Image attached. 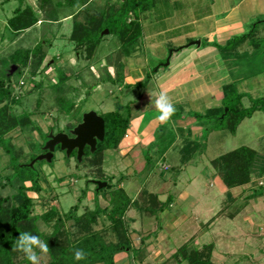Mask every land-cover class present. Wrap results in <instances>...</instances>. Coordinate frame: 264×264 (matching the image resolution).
I'll list each match as a JSON object with an SVG mask.
<instances>
[{"label": "rangeland", "instance_id": "374dc122", "mask_svg": "<svg viewBox=\"0 0 264 264\" xmlns=\"http://www.w3.org/2000/svg\"><path fill=\"white\" fill-rule=\"evenodd\" d=\"M28 1L32 8L38 11L36 0ZM88 1L89 6H86V12L80 11L73 16L71 21L61 25V28H64L63 31H59L56 25L45 23L43 26L35 27L36 25H34L29 30H25L11 38L8 30H5L6 19L12 16L14 9L18 6V0H0L1 73L5 74L8 72L10 65L9 55L14 49H31L42 40L50 42L43 50L45 57L42 62L37 63L38 57H32L27 67L18 75L9 76L10 88L16 103L9 105L8 114L16 119L17 125L4 135V138L15 149V156H17L20 163H26L32 155L38 154L37 156H39L44 154L40 151V149L44 150V141L38 129L46 134L52 133L55 135L60 132L67 134L65 130H72L71 127L80 123L82 115L86 112L94 111L97 115H102L109 111L118 110L124 115L125 105L131 100L134 101V97L137 96V90L135 91L134 88L141 89L142 86L130 84L126 86L131 87L128 92L123 88V92L118 94L119 88L123 85V67L127 66V60L131 58L133 53L138 52L139 60L134 63L139 65L138 70L141 69L142 72L145 70L148 74L153 72L156 67L167 68L164 65H168L166 62L173 46L165 44L168 35L157 37L159 35L158 32L163 30L161 28H164L165 25L180 24L185 18L184 21L187 19L199 20L213 12V6L218 1L221 3L222 9L228 10L231 5H235L240 0H157L154 8H150L140 14L139 21L144 24V28H142V35L136 46L129 51L128 56L121 52L116 37L107 33L102 35L101 43L90 60L85 57L84 52H77L73 48L72 43H70L68 37L72 29V22L76 20L79 23H86L91 15L105 13L109 7L116 10L121 1ZM51 2L46 10V12L48 11L47 16L50 15L49 11H53L51 16L57 19L66 16L68 13H75L79 9L76 5L59 8L55 5L57 0H51ZM40 16L43 17L44 15L38 13V17ZM130 17L133 19L132 16ZM205 23L203 27L206 30H212L213 23L210 24L209 21ZM185 30L180 29L179 31L175 30V32H185ZM252 30V36L245 40L242 46H240L241 42L227 49L219 48L221 51L226 50V52L234 50L237 54L244 52L249 54L250 51H255V57L252 59H249L248 56L238 55L236 59L239 67L235 71L237 74L245 75L251 70H254V72L255 70H264V63H262L264 59V56H262V49H264V15L253 16L252 20L245 26L242 34L250 33ZM147 34L156 35L154 36L156 37L154 38L155 44L151 48L143 46L144 42L148 41V38L146 39ZM158 40L163 42L161 43ZM199 40H201L202 46L207 43L213 46L216 42H223L225 39L215 35H209L208 39H202L196 35L188 43ZM224 44L218 45L224 46ZM253 45L257 47L254 48ZM60 56H62L61 59L58 58ZM261 56L262 58H260ZM226 60L229 61L228 58ZM230 60L234 63L235 58ZM251 63L254 64L253 67ZM221 71L222 80H227V67L223 66ZM235 72L232 70V73ZM237 80L239 83L238 81L233 82L236 90L247 86V90L244 91L248 93L241 100L243 107H250L253 99L264 98V74L263 77L256 79L259 82V86L256 88L252 86V80L242 82V79ZM60 98L64 100L63 103H59L58 100ZM67 103L73 106L69 115H65L62 112V107H65ZM142 105H144V102L139 106L141 107ZM145 107L142 106L138 112L143 111ZM75 109H80V114L72 118L71 115L75 112ZM176 112L178 111L176 110ZM213 123V121L207 123L203 129L211 128ZM163 125L160 126L156 133L158 135L163 134L171 141L173 137L175 139V130H168L167 133L169 134L165 133L164 135L167 126ZM205 134V139L197 141L200 143L198 148L191 150L193 154L190 156H193V158L190 159L189 164L193 163L195 166L193 165V168L187 166L185 170L181 166L183 160L181 162L179 155V149H184L186 147L185 144L188 143H186L185 138H179L168 149L167 164L165 160H161V154H157L155 151L153 153L150 152L151 160L149 159L150 163L146 164L144 158L140 160L133 158L130 162L129 158L125 159L121 155L118 148L107 150L97 157H92V154L85 157L82 156L81 160L78 161L74 156L67 157L65 152L57 147L50 162L45 161L41 166H37L41 191L38 193H27L33 203L31 214L39 216L50 209H55L57 217L62 220V229L74 232L76 226L72 220L65 219V216L74 205L78 207L75 213L78 216L86 208L90 210L94 208L96 185L92 181H99L102 177H105L107 181L116 186L122 181L125 184L123 191L130 200H132L138 188L142 189L141 196L136 197L142 199L141 202L136 199V204L131 205L132 212L136 216V222L133 226H135L137 232L140 231V233L144 234L143 237L146 242L151 243L155 236L153 233L157 234L160 230H157L156 224L161 225L166 218H164L165 209L158 205L156 201L150 200L147 204L150 196L149 192L162 194L165 191H169L173 195L180 190H186L201 198L200 189L207 187V192L216 193L217 195L219 193L217 191L218 180L213 174L214 170L215 175H217L212 161L242 146L255 150L260 163L258 165H264V112L258 111L253 113L251 118L244 119L237 127L235 135H231L225 129L213 131L209 136V132ZM42 144L43 146H41ZM144 153L147 154L149 151L145 150ZM169 165L172 166L171 169H169ZM260 174L261 176L257 177V179L254 178V182L250 180L251 183L247 188L239 187L235 191L222 193L220 196V199H222L221 206L219 205L220 199L219 197L216 198L217 196L213 197L214 199L202 200L203 202H200L199 206H194L193 208L186 205L178 206L180 213H183L188 220L172 234L171 239L176 243L175 246L172 247L168 243V238L164 235L160 238L161 243L159 246L162 251V260L175 258L177 250L182 246L181 244L191 237L186 241L190 248L201 249L204 245L212 246L211 259L214 264H250L251 260H255L257 264H264V255H261L258 249L260 247L262 250L264 239L261 242L258 239L247 237L248 229H246L245 221L241 219V216L238 215L235 219L230 217L233 214L235 215L239 209L243 211L247 209V212H250V205H246L240 199L246 193L248 197H251V193L255 196L254 198L261 197L260 195H262L264 189L258 183L264 180V169L261 170ZM20 184L18 179L13 176L9 156L0 147V196L7 199L5 202L6 206H14L18 203L16 195ZM24 185L28 186L29 182H25ZM129 186L130 189H128ZM228 196L232 197V201L229 202ZM79 197L81 198L80 202L78 201ZM99 201V204L97 202L99 207H109V195L107 193L100 195ZM144 210L147 211V214L143 213ZM158 211L162 213V222ZM216 215L218 216L214 221ZM261 216V221H263L264 212ZM156 217H159L158 223ZM55 219L57 218L54 217L48 224L39 219L36 223L39 231L46 235L50 234L53 230ZM127 224L132 226L129 221ZM103 225H108V221L101 217L98 219L95 229H101ZM256 229L257 227L254 230ZM131 233L133 231L128 233L131 242L139 246L143 237H140L139 234H137V237L135 235L131 236ZM195 233H198V238H196V235L192 236ZM167 246L170 248L168 252L166 251ZM157 248L159 247L155 249ZM37 254L40 256V264L49 262L47 254ZM22 259V255L16 257L14 260L15 264H25Z\"/></svg>", "mask_w": 264, "mask_h": 264}, {"label": "trees", "instance_id": "16d2710c", "mask_svg": "<svg viewBox=\"0 0 264 264\" xmlns=\"http://www.w3.org/2000/svg\"><path fill=\"white\" fill-rule=\"evenodd\" d=\"M120 1L121 3L116 10L109 7L105 13L91 15L86 23H79L76 20L72 22V29L68 38L73 48L79 53L84 52L88 60L92 58L101 43V33L103 30H107L109 35L116 37L121 52L128 56L129 51L136 46L142 35L141 23L139 21L140 14L150 8H154L157 2V0ZM36 2L38 3V11L34 10L26 0H18V6L14 9L12 16L6 19L5 30H8L11 38L36 25L39 21L38 13H43L42 15H44L45 20H57V18L51 16L53 11H49L50 15L47 16L48 11L46 12V10L52 3L51 0H36ZM88 3V0H57L55 5L59 8L74 5L79 7L73 13V18L80 11L86 12L85 5ZM252 32L253 30L250 33L234 36L224 46L216 43L213 46L218 49H227L236 43L247 40L252 36ZM49 43L47 40H42L31 49H14L9 55L10 65L8 72L5 74L0 72V147L9 156L13 176L21 183L17 189L16 198L18 203L16 205L6 206L5 202L7 199L0 196V264H15V258L21 255L23 256L22 262L30 264L22 253L13 250L16 239L22 232H31L48 243L49 252L46 254L49 256V262L47 264H115L114 257L121 252L127 253L136 264H141L147 254L144 238L141 239L137 248L133 247L128 235V224L124 221L125 213L132 202L122 188L111 184L105 177L99 180L106 183L105 187L97 189V186H95V206L92 210L86 208L78 216L75 214L78 207L74 205L70 212L66 214L65 219L72 220L76 226L74 232L62 229V220L57 217L55 209H50L39 216L31 214L33 203L27 193H38L41 191L37 166H41L45 161H35L30 167L31 161L35 160L38 155L36 154L30 156V159L26 163H20L17 156H15V149L4 138V135L17 125L16 119L8 114L9 105L16 103V99L12 95L10 88L9 76L18 75L27 67L32 57L37 56V63L42 62L45 57L43 50ZM1 60L0 63L2 62ZM157 68L159 67H156L155 70ZM155 70L146 74L143 81L138 83L137 86L145 87L150 81L151 74L155 73ZM234 87L233 83L223 87V97L220 107L210 108L203 114L193 113L192 116L197 121L212 120L214 122L211 128L202 130L201 139H205L204 133L207 134L208 132L220 129L228 130L231 135H235L237 127L244 119L250 118L257 111L264 112V98L253 99L250 107H243L241 100L245 95ZM58 101L59 103H63L64 100L60 98ZM133 106L134 102H128L124 108V115L118 110L100 115L104 121L103 139L97 141L95 149L92 152L88 146H85L83 150L84 157L91 154L92 157H97L107 150L118 148L119 143L129 128ZM72 108L73 106L67 103L65 107H62L63 114L69 115ZM79 110L75 109L71 117L75 118L80 114ZM178 115L179 113L175 112L172 118ZM74 127L71 128L73 129ZM70 130L65 131L68 134ZM38 132L45 145L48 140V134L42 133L39 129ZM199 145L200 143L198 142H188L185 147L187 153H185L191 154V150L197 149ZM57 147L59 148V145L55 149ZM40 151L41 153L46 152V150L42 151L41 149ZM72 156L76 157V150L71 152L69 157ZM149 159L151 160L149 153L145 154L144 160L146 164L150 163ZM258 160V156L254 150L242 146L217 157L212 161V164L222 184L226 188H232L250 182L252 177L261 176L260 173L264 167L258 165L260 164ZM100 174L102 175V173ZM25 182H29V185L25 186ZM105 193L109 195V207L101 208L96 200L98 195ZM80 200L81 198L79 197L78 201L80 202ZM161 206L165 209L167 204L162 203ZM54 217L57 219H55V223L53 224L52 232L48 235L40 232L36 224L37 221L40 219L45 224H48ZM101 217H104L108 221V225H103L101 229H95L98 219ZM153 235H156V233L154 232ZM77 249H82L87 253L86 259L81 261L75 260L74 252ZM211 250L212 246L210 245H204L201 249H194L190 248L187 243L177 250L174 260H176L177 264H214L211 259ZM37 253H40L38 249Z\"/></svg>", "mask_w": 264, "mask_h": 264}, {"label": "crops", "instance_id": "0c3cea01", "mask_svg": "<svg viewBox=\"0 0 264 264\" xmlns=\"http://www.w3.org/2000/svg\"><path fill=\"white\" fill-rule=\"evenodd\" d=\"M26 2L29 3L28 0H26ZM88 4L85 5V7L88 6ZM220 4L221 3L219 1L218 3H215L213 6V12H210V14L203 16L199 20L187 19L186 22L184 21L186 19L185 18L182 23L175 25L173 24L174 28H172L173 26L165 25L164 28H161L163 30L158 32L159 35H157V37L168 35L165 44L172 45L173 49L169 54L168 65H164L167 68H157L155 70V73L151 74L150 81L145 87H142L141 89L134 88L135 91L137 90V96L134 97V101H129L134 102V106L132 108V117L129 128L126 131V135L121 140L118 149H120V153L125 159H130V162L131 159L133 160V158H136L138 160L144 158V152L145 150H147L149 151V156L150 152L153 153L154 151L155 153L157 152V154H161V160H165V163L167 164V153L169 151L168 149L172 147L179 138H185L186 143L189 141L197 142L199 139H201V132L203 128L207 123L212 122V120L197 121L192 115L193 113L203 114L210 108L220 107L223 97L222 89L225 85L230 84L231 82H237V79H242L241 82L252 80V86L255 88L259 86V82L256 79L263 77L264 70H255V72L254 70H251L248 71V73H246L245 75L241 73L237 74V72H235L239 67L236 59L238 58V55L240 54V56H248L249 59H252L255 57V51L252 50L249 54H246V52L237 54L234 52V50H228L227 52L226 50L221 51L220 49L212 46L209 43L202 46L201 40H199V46L190 45L191 42L188 43L196 35L201 37L202 39H208L209 35H215L217 37H224L225 40L223 42H216L217 44H224L231 36L242 34L245 26L248 25L253 16L264 15V0H240L235 5H231L228 10L222 9ZM72 15L73 13H68L66 16H63L60 19L54 21L45 20L44 17L40 16L39 21L36 23L35 27L43 26L45 23H48L50 25H56L59 31H63L64 28H61V25L71 21ZM207 21H209L210 24L213 23V26L211 28L212 30H206L205 27H203V25H205V22ZM143 25L144 24L141 23V28H144ZM169 29L172 31H170ZM180 29L186 30L185 32H175V30L179 31ZM147 35L148 36L146 37V39L148 38V41H145V44L143 46L145 48H151L155 44L154 38L156 37L154 36L156 35ZM67 41L69 42L68 39ZM159 42L162 43L163 41L161 40ZM244 43L245 41L242 42L240 46H242ZM253 47L255 48L257 46L253 45ZM137 53L138 52L133 53L131 58L127 60V66L123 67V85H121V87L119 88L118 94L123 92V88L126 92H128L131 87L126 86H129L130 84L135 85L141 83L147 74L145 70H143V72L141 69V71L138 70L139 65L134 64L135 62H138L136 60H139V56ZM262 56H264V49H262ZM262 56L260 58H262ZM61 57L62 56L58 58L61 59ZM226 58H228L229 61H227ZM233 58H235L234 63H232L230 60ZM262 63H264V59ZM251 64L253 67L254 64ZM223 66L227 67L228 70L227 80H222L223 76L221 75V70ZM232 70H234L235 73H232ZM238 90L244 95L248 93L245 92L247 90V86L240 87ZM161 91H165L168 93L169 97L175 105L176 110L179 113L178 116H176L175 118H171V120L165 124L167 126V129L166 131H164V135L168 130H175L176 138L174 139L173 137L172 141L171 139L166 138V136H163V134L158 135L156 133L157 129L161 125H164L157 119L158 113L154 110V106H152L151 102L155 101L157 95ZM143 99H145V101H143ZM143 102L144 105L142 106L146 107L144 110L142 109L143 111L138 112L142 107H140L139 105H141V103ZM211 132L213 133V131ZM211 132H209L208 136L211 134ZM169 140L170 142L168 143ZM181 149L182 148L179 149L181 162L183 160L181 166H183L184 170L187 168V166L189 168H193V165L195 166V164H189L191 161L190 159L193 158V156L190 155L193 153H189L188 155L186 154L187 150H185V148L182 150ZM184 162H186V164H184ZM261 166L264 167V165ZM171 167L172 166H170L169 169H171ZM213 174L214 177H217L216 179L218 180L217 191L219 193L217 195L216 193L207 192V187H202L200 189L201 198L186 190H180L173 195L169 191H165L162 194L149 192L150 196L148 195L149 199L147 200V204L150 200H152L153 202L156 201L158 205H162L163 202L167 204V208H165L164 210V218H166L164 221L162 219L163 216H161L162 213L158 211L159 216H161V222H163L161 225L156 224L157 230H160L153 237L154 239H152L153 241L151 243L146 242V239L143 237L144 234L140 233V231L137 232V229H135V226H133V224L136 222V216L132 212V206L128 208L124 216V221L126 223L129 221L133 226L132 227L128 225V233H130V231H133V233H131V236L135 235L136 237L137 234H139L140 237L144 238V243L146 244L147 254L146 258L141 264H172L173 262L174 264H177L174 258H171V260H162L163 256L159 244L161 243L160 238L162 237V235H164L166 238H168V243L171 244L172 247L176 245V243L171 239L172 234L188 220V218H186L183 213H180V209L178 206L186 205L193 208L194 206H199L198 204L200 202L202 203V200L208 198L214 199L216 196V198L219 197L220 199L222 193L235 191L239 187L247 188L251 182H254V178L257 179V177H252L251 182L232 188H226L221 183L218 176L215 175L214 170ZM118 187L125 189V184L120 181ZM128 189H130V186L128 187ZM141 193L142 189L138 188V190L135 192V195L132 197L131 205L136 204L137 200L141 202L142 199L136 198L140 197ZM262 195H260L261 197L254 198L255 196H253L252 193L250 194L251 197H248V194L246 193L240 199L241 201L245 202L246 205H250V212L248 213L247 209L244 211L239 209L235 215L233 214V216H230L231 219H235L238 215H240L241 219L245 221L246 229H248L246 236L251 237V239H258L261 242L264 239V223H262L264 220L261 221V214L264 212V192L262 193ZM228 197L229 202L232 201V197ZM97 198V202L99 204L100 195H98ZM221 201L222 199H220L219 202L220 206L222 204ZM143 213L147 214V211L144 210ZM217 216L218 215L214 217V221L217 219ZM254 216H256V218H254ZM156 218L158 223L159 217ZM255 227H257L258 230H254ZM194 235H196V238H198L199 236L198 233H195L192 236ZM186 241H184L181 245H184ZM131 244L135 248L138 247V245L134 242H131ZM262 246V250L260 249V247L257 248L260 250V254L264 255V244ZM156 247L159 248L155 249ZM168 249L170 250V248H168L167 246V252ZM114 262L115 264H136L135 262H133L131 257L124 252L115 255ZM250 264H257V262H255V260H251Z\"/></svg>", "mask_w": 264, "mask_h": 264}, {"label": "water", "instance_id": "95a60500", "mask_svg": "<svg viewBox=\"0 0 264 264\" xmlns=\"http://www.w3.org/2000/svg\"><path fill=\"white\" fill-rule=\"evenodd\" d=\"M108 31L104 30L101 35L107 34ZM200 41H193L190 45L199 46ZM168 63V61L166 62ZM69 137L66 133H57L53 135L48 134V140L45 143L43 149L46 150L44 154L36 157L35 160L31 161L29 166L31 167L35 161L44 160L50 162L55 151V147L59 145L60 150L65 152L67 157L70 156L71 152L76 150V158L78 161L83 156V150L85 146L90 148V151H94L97 141H101L104 136V121L100 115H97L94 111L86 112L82 115L81 122L78 123L72 130H70ZM97 189L105 187L106 183L101 181H92Z\"/></svg>", "mask_w": 264, "mask_h": 264}, {"label": "clouds", "instance_id": "9594fccd", "mask_svg": "<svg viewBox=\"0 0 264 264\" xmlns=\"http://www.w3.org/2000/svg\"><path fill=\"white\" fill-rule=\"evenodd\" d=\"M151 103L154 106V110L158 113L157 119L161 123H168L172 116L175 115V105L167 92H159L155 101ZM37 249L40 253H48V243L31 232L20 233L13 248L14 251L22 253L30 264H40V256L37 254ZM86 256L87 253L82 249H77L74 252V258L77 261L86 259Z\"/></svg>", "mask_w": 264, "mask_h": 264}, {"label": "built area", "instance_id": "2783aa9c", "mask_svg": "<svg viewBox=\"0 0 264 264\" xmlns=\"http://www.w3.org/2000/svg\"><path fill=\"white\" fill-rule=\"evenodd\" d=\"M258 184L260 187H262L264 189V180H261Z\"/></svg>", "mask_w": 264, "mask_h": 264}, {"label": "flooded vegetation", "instance_id": "af4514ba", "mask_svg": "<svg viewBox=\"0 0 264 264\" xmlns=\"http://www.w3.org/2000/svg\"><path fill=\"white\" fill-rule=\"evenodd\" d=\"M67 135H68L69 137H72V136L70 135V133H68ZM72 152H73V151H72Z\"/></svg>", "mask_w": 264, "mask_h": 264}]
</instances>
